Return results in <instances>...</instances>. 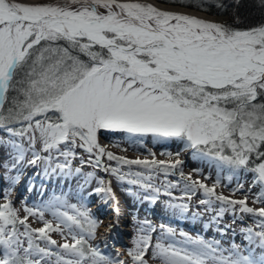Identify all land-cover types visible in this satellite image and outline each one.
Masks as SVG:
<instances>
[{
	"label": "snow or ice",
	"instance_id": "obj_1",
	"mask_svg": "<svg viewBox=\"0 0 264 264\" xmlns=\"http://www.w3.org/2000/svg\"><path fill=\"white\" fill-rule=\"evenodd\" d=\"M101 129L137 138L151 135L154 142L176 139L194 155L211 157L232 170L250 171L253 186L260 185L253 203H264V26L239 30L132 0L47 4L0 0V167L5 170L0 179L9 184L0 204V264H125L88 243L95 237L98 222L87 211H78L76 205H67L74 214L60 211L56 198L44 206L57 221L55 227L39 211L44 226L32 229L28 217L37 211L25 207L21 217L10 198L19 175L7 173L18 170L27 151L33 157L29 165L41 159L50 164L53 152L64 157L65 163H56L53 172L70 166L68 157L76 156V148L90 157L95 149L94 165L105 154L110 161L122 160L99 146L97 132ZM37 141L49 155L41 157L35 151ZM136 142L142 144L143 139ZM123 163L151 168L157 162ZM180 163L176 160L168 167ZM168 167L162 170L167 172ZM117 171L111 169L113 174ZM134 175L138 179L128 180L129 184L160 192L150 182L151 176ZM124 179L118 176L119 181ZM104 183L100 180L101 186L94 191L111 193ZM199 187L207 196L214 195V188ZM185 190L194 194L195 187L186 184ZM144 199L155 203L157 197ZM216 200L229 205L233 213L239 205V212L261 218L256 224L259 231L242 229L258 254L252 247L242 250L233 242L225 249L218 240L191 238L181 232L191 247L157 243L153 256L161 264H264V207H248L247 195L242 200L223 196ZM200 203L208 205L206 211L213 210L211 199ZM179 207L188 208L186 204ZM227 210L220 207L213 219ZM116 211L118 217V207ZM143 224L147 229L139 230L143 234L128 251L133 264H148L144 257L151 238L147 233L155 229L148 221ZM65 229L73 242L65 241L57 246L60 251H53L51 246L57 242L49 233L63 235ZM167 232L174 234L172 228Z\"/></svg>",
	"mask_w": 264,
	"mask_h": 264
},
{
	"label": "bare ground",
	"instance_id": "obj_2",
	"mask_svg": "<svg viewBox=\"0 0 264 264\" xmlns=\"http://www.w3.org/2000/svg\"><path fill=\"white\" fill-rule=\"evenodd\" d=\"M146 1H148L151 5L155 6L156 8L162 10L170 9V7L168 6L159 4L156 0ZM17 2L22 4H47L55 3L56 0H17ZM177 10L185 14L204 19L208 22H219L221 20L220 17L208 16L201 12H195L193 10L185 8H179ZM115 136H119L125 140L132 138L129 136V134L124 132L101 129L97 132V141L99 146L104 148L105 150L110 142L115 141ZM142 139L149 145L165 147L171 146V139L161 138L159 141L154 142L153 137L151 135L144 136ZM25 147L27 148L26 142ZM130 150H132L131 152L139 153L140 155L153 154L150 147L146 145H143L140 148L131 147ZM191 150L192 149H190V151ZM35 151L41 157L49 155V153L41 151V144L39 141H37L35 145ZM121 151L126 153L125 149H121ZM186 152H188V150L184 151L183 154H185ZM51 155L53 158L50 164L41 159L35 165H29L27 161L32 159L33 157L31 151H27L25 153V160L22 164L18 166V170H14L7 173L10 176L19 175L18 182L15 185L11 186L10 194L15 195V197L19 196L23 198V200L20 202L21 207L23 209L27 207L33 209L34 211H37V215L35 216V218L38 221H40L38 215L39 211L44 212L45 221H48L49 219L53 218L51 210H45L44 206L49 204V202L54 201L56 198H59V201L56 203V207L60 211H66L71 209L67 207V205H76V207L84 208L86 204L89 205L91 203H94V198L97 197L102 199V204L111 205V207L113 208L111 209V214L113 216L117 217L116 209L118 207V217H120L122 214H130L133 217L140 218L142 221H144V219L147 217L144 216L141 211L148 210L149 213L154 214V209L157 206L159 209H157V213H159L160 216H162L163 218L165 217V219H168L170 222H173L171 223L172 225H170V228L176 227L178 231H185L182 226L189 227L193 231L197 232L200 237L208 236L207 239L209 240L213 238V240L220 241V246L225 249L229 248L234 242L235 244L240 245L242 250L247 247H252L257 254L259 252V249L255 247V244L249 245V242L245 240V233L242 232V229L246 227L252 228L253 232L259 231V229L249 217H246L244 213L239 212V205L236 206L237 211L233 213L229 206H226V204L221 205V203L217 200L213 201L211 199L213 209L212 211H206L208 205L200 203L201 200L208 199L206 195H200L197 192V188L199 187V184H202L206 179H212L208 175L209 168L207 167V163L201 161V157H191L189 158V160L186 161V164L191 167V170L188 176H186L185 178H181L182 182L179 184V188H175V190L173 191L174 195H171V198L173 200L165 195H162L160 192L155 193L151 190L149 194L151 196H156L157 199L155 203H148L147 201L145 202L139 196V192L136 189H130V191L120 190V194V191L117 192L115 190L112 181L107 180L106 176H104L102 173H100L99 178H96L93 175L91 177H88L87 174L89 172L80 174L74 171L75 167H78L82 164L81 159L84 160V163L89 162V167L91 168V170H100L102 165L100 161L98 165L93 164V162L97 159L96 153H93V155H91V160L82 157L79 161H77V155L75 157L70 156L68 157V160L71 161L70 166L68 168H65L63 171H61L60 169H56L55 172H53L52 169L55 168L56 163H65V158L59 156L56 152L51 153ZM203 160L205 161V159ZM0 162L2 163V161ZM10 163L11 162H9V164ZM148 172L149 174H151L152 177L150 182L154 186L158 185V187L160 186L161 188L166 187V185H162L160 180L156 178L157 175L153 170H148ZM1 173H3V175L5 174V170L3 168ZM211 173L214 175L216 171L214 170V172L212 171ZM100 180H103L105 182L103 185L104 187H110L112 189L111 193H96L94 191L96 187L101 186L99 184ZM163 182L166 183L165 180ZM186 184L194 185V194H186ZM245 184L246 188L243 190L241 189V191L234 190V188L232 187V181H230V183H228L226 187L223 188L219 187L218 185H215L212 187L214 188V195H212V197L216 198V196H218L216 195V192H226L232 194V196L228 198L229 200H242L247 195V197L250 198V201L253 202V198L255 196L251 194V185L247 182ZM7 187H9V184L8 181L5 180L3 183V190ZM112 196H114L115 199H112ZM180 196H185L187 198V201L189 202V205H187V211H183L177 205V203H175L174 199L179 198L180 201ZM168 199L172 200L173 203H175L176 205L171 204ZM100 205L101 204L89 205V209H99ZM220 207H224L228 210L224 212L222 217H219L214 220L213 218L216 217V210H218ZM149 220L151 223H157L155 220ZM108 221L109 220L106 221L105 219L102 221V224ZM99 228L104 231V227ZM98 234L103 235L102 233ZM98 240L100 241L101 238L98 237ZM244 254L247 253L245 252Z\"/></svg>",
	"mask_w": 264,
	"mask_h": 264
},
{
	"label": "rangeland",
	"instance_id": "obj_3",
	"mask_svg": "<svg viewBox=\"0 0 264 264\" xmlns=\"http://www.w3.org/2000/svg\"><path fill=\"white\" fill-rule=\"evenodd\" d=\"M121 2H129V0H121ZM132 2H140V3L145 2L147 4H150L146 0H132ZM162 5L170 7V9H167V10L163 9L164 11H170V12H177V13L185 14V13L177 10L179 8H181V9L185 8V9L193 10L195 12H201V11H197V10H194L191 8L178 6V5H167V4H162ZM160 10H162V9H160ZM100 11H103V9H100ZM201 13L206 14L208 16H214V15L207 14L205 12H201ZM194 17H196V16H194ZM216 17L221 18V20L218 23H222L226 19L224 16H216ZM199 19H201V18H199ZM202 20H204V19H202ZM142 138L132 137L130 139L125 140L119 136H115L114 137L115 141L114 142L112 141L109 143V145L105 149V153L110 152L113 154V156H115L117 158H123L122 160L117 159V160H111L110 161V160H108L107 155L105 154V155L99 157V161L102 164L100 170H91V168L89 167V162H86V163L81 164L78 167H75L74 171H76L77 168H80V172H79L80 174L85 173V172H89V173H93V176L96 178H99L100 173H102L104 176H106L107 180L112 181L113 186L115 187V190L117 192H119L120 190L126 191V190H130V189H136L139 192V196L145 202L147 201L148 203H152L151 200L144 199L145 196H151L149 194L151 192V189L145 191L143 188H141L139 186V184H129L128 183V180H130V179H138L134 175L135 173H137V172L143 173L144 177H148V176H151V174H149L148 170H153L155 172V174L157 175L156 178L158 180H160L162 185H166V186L167 185H175L174 187H163V188H161L160 186L158 187V185L154 186V187L160 189V193L162 195H165V196L171 198V195H174L173 191L175 190V188H179V184L182 182L181 178H185L186 176H188V174L191 170V167L186 164V161L189 160V158H191V157H196V158L201 157V161H203L204 163H207V167L209 168L208 169L209 170L208 175L212 178V179L209 178L210 180L206 179L202 183L206 187L212 188L213 186L218 185L219 187L223 188V187H226V185L228 183H230V181H232V187L234 188V190L241 191L239 186L243 185V188H242V190H243L246 188L245 183L247 182L251 185V189H252L251 194L253 196H256L260 191V185L259 184H256L255 186H253L254 174L250 171H245L244 169L232 170L228 166L222 165L218 160L213 159L211 157L201 156L198 153L194 155L193 150L190 151V148H186L183 142L178 141L176 139H171L170 140L171 146L165 147V146L149 145L146 142H144V140H143L142 144L136 142L137 139H142ZM160 139H156L155 141H159ZM153 140H154V138H153ZM143 145L150 147L153 154L152 155H144V154L140 155L139 153L131 152L132 150H130L131 147L140 148ZM121 149H125L126 153L122 152ZM186 150H188V152L183 154V152ZM75 152H77L76 155L78 156L77 161H79L80 158H82V157L87 158L88 160L92 159L89 156V154L86 153L84 151V149H82V148H76ZM93 153H96V150H93ZM133 153L136 155H134ZM177 153H179V155H177ZM96 155H97V153H96ZM203 159H205L206 162ZM124 160H127V161L143 160V161H148L150 163L152 161H155L157 163H156V165H154L151 168H145L142 165L125 164V163H123ZM176 160H179L181 163L178 164L175 168L168 167L169 165L174 163ZM159 162H163V165H161ZM165 167H168L167 172L162 170ZM104 168L109 169V171H104ZM111 169H117L118 171L115 174H113L111 172ZM214 170L216 171V173L213 175L211 172L212 171L214 172ZM0 171L2 172V167H0ZM1 172H0V177L3 176V173H1ZM120 175H123L125 177V179L123 181L118 180V176H120ZM85 176H86V174H85ZM212 176H214V177H212ZM229 177H231V179H229ZM164 180L166 181V183L163 182ZM217 180H219V184L216 183ZM4 181L5 180L0 179V204L4 203V198H3V192H4L3 183H4ZM248 190H250V189H248ZM121 191L119 192L120 194H121ZM165 192H169V193H171V195H166ZM197 192L202 196L206 195L204 193L203 189H201L200 187L197 188ZM216 195L223 196L227 199L232 196V194H229L226 192L225 193L216 192ZM206 197H207V199H212L213 201H216L215 197H212V196L209 197L207 195H206ZM10 198H11L13 207L20 209V216L23 217L25 215V212H24V209L21 207V204H20V202L23 200V198L19 197V196L15 197V195H11V194H10ZM165 199H167V198H165ZM168 200L173 205H176L175 203H177L178 206L183 205V204L189 205V202L187 201V198L185 196H180V201H179V198H175L174 199L175 203H173V201H172L173 199L172 200L168 199ZM101 202H102V199L96 197V198H94V203L89 204V205L101 204L99 209L93 208L92 210H90L89 209L90 206L87 204L84 206V208L76 207V209L78 211H87L89 213L90 217L98 222V226L95 230V237L93 239H89L88 243L95 246L96 248H98L99 252L102 255L110 257L113 261L123 260V261H125V264H133V261L128 256V251L130 249L134 248V243H133L134 239L138 235L143 234L139 230L142 227L147 229V225H144L143 222L144 221L150 222L149 219L155 220L157 223H151L150 222L151 226L155 229V231H149L147 233L151 238L150 239V247L147 250L145 257H144L147 260L148 264H161V260L159 258L153 256V249L157 243H161L163 245L173 244L175 247H178V248L191 247L190 245L185 243L186 237H182L180 235V233L181 232L186 233L187 237H191V238L200 237L197 232L193 231L189 227H184V226H182V227H183V229H185V231H178L176 229V227H173L172 229L174 230V234L168 233L167 229L171 227L170 225H172L171 223H173V222H170L168 219H165V217L163 218L162 216H160V214L157 213V209H158L157 206L154 209V214L149 213L148 210L147 211L142 210L141 211L142 214L147 217L144 219V221H142L140 218L133 217L130 214H126V215L122 214L120 217L113 216L111 214V212H112L111 209H113L111 207V205L110 204H107V205L102 204ZM247 205L253 209L264 207V203H253L252 201H250V198H248V200H247ZM226 206H229V205L226 204ZM66 211H68L69 214H74L72 209H69ZM245 215H246V217H249L253 221V223H255V225L258 223L259 219H261L259 217H253L249 214H245ZM156 218H157V220H156ZM105 219H106V221L107 220H109V221L102 224V221ZM48 222H50L53 225V227H55V225L57 223V221L55 220L54 217L52 219H49ZM27 223L30 226V228H32V229H37V228L44 226L41 221L36 220L35 216H29ZM161 224L165 225L164 229L160 228ZM85 227H87V225H85ZM99 227H104V231L101 230ZM74 232L79 233L80 229L76 228L74 226ZM98 233H102L103 235H101V234L99 235ZM49 235L51 236L52 239H54L57 242V245L51 246L53 251H60V249L57 246L59 244L64 243L65 241H67L68 243L73 242L66 229L64 230L63 235L60 232H50ZM85 236L87 237L86 233H85ZM98 237L101 238L100 241L98 240ZM207 237L208 236L201 237V238H203L204 240H207V241L213 240V238L211 240H209V239H207ZM37 243H40L41 246H44V243L42 241H37ZM118 253H119V255H117Z\"/></svg>",
	"mask_w": 264,
	"mask_h": 264
},
{
	"label": "trees",
	"instance_id": "obj_4",
	"mask_svg": "<svg viewBox=\"0 0 264 264\" xmlns=\"http://www.w3.org/2000/svg\"><path fill=\"white\" fill-rule=\"evenodd\" d=\"M156 1L161 4L191 8L214 16H224L226 19L222 24L234 29L245 30L264 26V0H183V3L180 0ZM143 4L147 3L143 2ZM189 4L198 7H189L187 6ZM254 164L255 160L250 166Z\"/></svg>",
	"mask_w": 264,
	"mask_h": 264
},
{
	"label": "water",
	"instance_id": "obj_5",
	"mask_svg": "<svg viewBox=\"0 0 264 264\" xmlns=\"http://www.w3.org/2000/svg\"><path fill=\"white\" fill-rule=\"evenodd\" d=\"M159 4H161V3H159Z\"/></svg>",
	"mask_w": 264,
	"mask_h": 264
}]
</instances>
